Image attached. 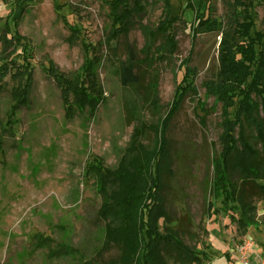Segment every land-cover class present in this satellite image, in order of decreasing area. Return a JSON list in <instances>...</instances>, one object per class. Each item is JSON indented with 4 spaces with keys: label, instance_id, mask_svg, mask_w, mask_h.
Listing matches in <instances>:
<instances>
[{
    "label": "rangeland",
    "instance_id": "rangeland-1",
    "mask_svg": "<svg viewBox=\"0 0 264 264\" xmlns=\"http://www.w3.org/2000/svg\"><path fill=\"white\" fill-rule=\"evenodd\" d=\"M106 1L26 3L18 34L32 53L33 87L28 106L14 115L11 128L6 126L10 82L0 95V264H108L115 258L116 249L104 243L105 223L98 218L102 199L93 179L85 174L86 165L97 159L113 168L137 125L134 117L154 124L165 115L180 80L176 68L189 55V66L196 70V96L184 100L170 123V157L162 171L160 192L166 219L159 221L158 232L164 238L177 235L197 257L194 264H240L236 248L244 242L252 246L249 262L260 264L264 261V201L254 203L246 227H239L231 213L215 215L207 208L212 202L208 195L211 159L220 149L221 105L206 94L204 83L216 74L220 35L194 38L187 27H177L178 50L171 65H154L148 73L157 82L160 111L156 116L149 106H141L139 91L123 89L119 83L115 61L104 45L109 27ZM151 1L156 3L148 9L143 24H155L160 16L159 0ZM204 1L171 3L189 24ZM232 1L211 3L217 20L224 18L226 3ZM9 2L0 1V28L10 16ZM252 15L254 30L264 36V5L254 4ZM69 27L78 37L73 45L67 42ZM82 44L94 47L100 56L97 74L105 99L95 117L77 116L69 121L59 90L42 69L51 61L60 73L78 75L84 61ZM143 44L137 28L116 45L112 43L122 59L126 46L141 59ZM153 139L147 131L143 142L151 145ZM177 259L164 256V263L182 264Z\"/></svg>",
    "mask_w": 264,
    "mask_h": 264
},
{
    "label": "trees",
    "instance_id": "trees-1",
    "mask_svg": "<svg viewBox=\"0 0 264 264\" xmlns=\"http://www.w3.org/2000/svg\"><path fill=\"white\" fill-rule=\"evenodd\" d=\"M27 1H10V16L0 28V95L11 83L6 124L9 128L14 115L28 106L33 87L32 53L18 34ZM213 1L200 3L193 12V21L186 24L171 0H159L161 13L157 22L143 24L148 9L156 2L107 0L109 27L104 45L115 61L121 87L139 91L141 106H149L157 116V82L148 73L154 65H171L178 50L177 27H187L194 38L202 34L220 35L217 71L213 79L204 83L206 94L221 105L220 149L211 159L208 195L212 202L207 208L215 215L221 211L231 213L239 227H246L255 211L254 203L264 201V36L254 30L252 15L254 4L264 5V0L227 2L222 20L214 17ZM187 5L192 8L189 2ZM61 21L66 26L67 22L62 18ZM135 28L144 40L139 52L142 58L126 46L122 59L115 45ZM68 29L71 36L67 42L73 45L78 37L73 28ZM81 47L84 61L78 75L60 73L51 61L42 69L59 90L64 117L69 121L77 116L95 117L105 99L97 74L102 65L100 56L94 47ZM190 62L189 55L176 68L180 80L165 115L156 118L154 124L134 117L137 125L113 168L105 167L97 159L86 165L85 174L93 179L102 199L98 218L105 223L104 243L113 246L117 253L108 264H165L164 256L178 257L182 264L197 262L177 235L164 238L158 232L159 221L166 219L160 192L162 171L170 157V123L184 100L196 96V70L189 66ZM145 79L148 81L143 83ZM147 131L154 137L151 145L143 142Z\"/></svg>",
    "mask_w": 264,
    "mask_h": 264
},
{
    "label": "built area",
    "instance_id": "built-area-1",
    "mask_svg": "<svg viewBox=\"0 0 264 264\" xmlns=\"http://www.w3.org/2000/svg\"><path fill=\"white\" fill-rule=\"evenodd\" d=\"M13 1V0H9ZM252 251V246L250 242H244L239 247L236 248V253L238 255V261L240 264H251L249 262V252ZM260 264H264V261H262Z\"/></svg>",
    "mask_w": 264,
    "mask_h": 264
}]
</instances>
